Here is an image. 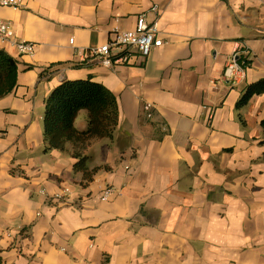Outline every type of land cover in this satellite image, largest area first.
Returning <instances> with one entry per match:
<instances>
[{"label": "crops", "instance_id": "crops-1", "mask_svg": "<svg viewBox=\"0 0 264 264\" xmlns=\"http://www.w3.org/2000/svg\"><path fill=\"white\" fill-rule=\"evenodd\" d=\"M16 1L0 21L35 51L4 48L17 78L0 98V264H264V94L238 106L264 78V0ZM141 14L162 46L104 66L96 49ZM236 42L250 58L232 82ZM87 77L116 96L118 124L84 149L99 168L85 183L70 154L44 151L43 116L55 86Z\"/></svg>", "mask_w": 264, "mask_h": 264}, {"label": "trees", "instance_id": "trees-1", "mask_svg": "<svg viewBox=\"0 0 264 264\" xmlns=\"http://www.w3.org/2000/svg\"><path fill=\"white\" fill-rule=\"evenodd\" d=\"M248 61H246V64ZM17 60L0 50V98L16 87ZM264 94V78L246 86L238 106L253 96ZM87 112L86 126L75 125L80 111ZM118 124L116 96L91 77L67 79L55 86L45 100L43 116L44 151L58 150L70 154L76 162L74 170L88 183L99 168L89 170L84 149L96 140L111 139ZM264 129V120L261 121Z\"/></svg>", "mask_w": 264, "mask_h": 264}, {"label": "built area", "instance_id": "built-area-1", "mask_svg": "<svg viewBox=\"0 0 264 264\" xmlns=\"http://www.w3.org/2000/svg\"><path fill=\"white\" fill-rule=\"evenodd\" d=\"M0 6H8L18 8L20 5L16 0H0ZM156 10V6L152 7V11ZM73 39H70V43ZM163 41L158 37V29L155 21H148L145 14L137 17L135 26L130 30L115 29L112 32L111 40L96 49V53L100 62L111 67L115 64L127 63L132 55V51L141 57L148 56L153 50L161 47ZM8 46L13 48L19 55H33L35 45L32 42L20 40L14 33L9 22L0 21V50ZM112 49H118L120 52L114 54ZM250 58V53L242 42H236L233 53L228 57L223 72V78L227 81L238 82L245 78L246 61ZM151 105L146 104L144 110L148 113ZM64 193L55 195V198H62ZM44 194V191H40ZM114 189L110 185H106L102 190L100 200L106 201L112 194Z\"/></svg>", "mask_w": 264, "mask_h": 264}]
</instances>
